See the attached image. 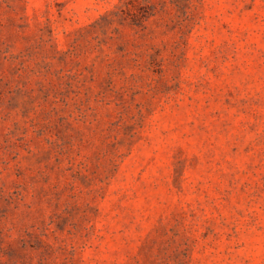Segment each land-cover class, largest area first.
Here are the masks:
<instances>
[{
  "label": "rangeland",
  "instance_id": "374dc122",
  "mask_svg": "<svg viewBox=\"0 0 264 264\" xmlns=\"http://www.w3.org/2000/svg\"><path fill=\"white\" fill-rule=\"evenodd\" d=\"M0 264H264V0H0Z\"/></svg>",
  "mask_w": 264,
  "mask_h": 264
}]
</instances>
